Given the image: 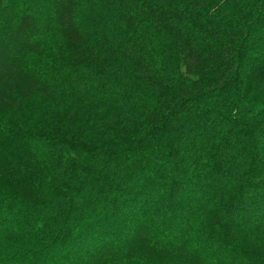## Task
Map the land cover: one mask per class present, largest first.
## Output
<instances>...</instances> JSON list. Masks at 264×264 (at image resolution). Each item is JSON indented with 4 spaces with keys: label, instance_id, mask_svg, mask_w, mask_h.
<instances>
[{
    "label": "clouds",
    "instance_id": "obj_1",
    "mask_svg": "<svg viewBox=\"0 0 264 264\" xmlns=\"http://www.w3.org/2000/svg\"><path fill=\"white\" fill-rule=\"evenodd\" d=\"M5 49L0 264H264V0H0Z\"/></svg>",
    "mask_w": 264,
    "mask_h": 264
},
{
    "label": "trees",
    "instance_id": "obj_2",
    "mask_svg": "<svg viewBox=\"0 0 264 264\" xmlns=\"http://www.w3.org/2000/svg\"><path fill=\"white\" fill-rule=\"evenodd\" d=\"M225 51H227V49H225ZM0 57H4L5 59H7L6 49L3 51H0ZM0 67H3L2 63H0ZM32 87H35V82L33 83ZM28 91H31V88H29ZM41 92L45 96L49 95V90L47 89V87H43L41 89ZM2 131H3V128L2 126H0V133H2ZM22 141H23V138H20V141L16 142L15 145H13L12 143L0 141V170H3L4 172L7 171L5 164L7 162V158L9 155V149H12L14 147V150L17 154L25 153V150L28 147V145L25 143H22Z\"/></svg>",
    "mask_w": 264,
    "mask_h": 264
}]
</instances>
